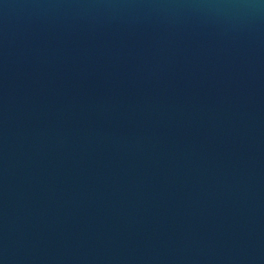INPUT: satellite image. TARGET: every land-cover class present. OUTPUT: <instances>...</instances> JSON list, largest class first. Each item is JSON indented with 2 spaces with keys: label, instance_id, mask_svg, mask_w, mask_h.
Here are the masks:
<instances>
[{
  "label": "water",
  "instance_id": "water-1",
  "mask_svg": "<svg viewBox=\"0 0 264 264\" xmlns=\"http://www.w3.org/2000/svg\"><path fill=\"white\" fill-rule=\"evenodd\" d=\"M0 264H264V0H0Z\"/></svg>",
  "mask_w": 264,
  "mask_h": 264
}]
</instances>
